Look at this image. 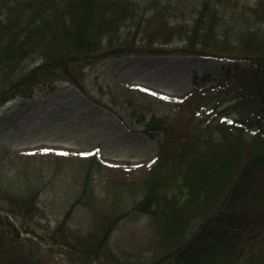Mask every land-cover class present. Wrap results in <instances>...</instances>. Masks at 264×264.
<instances>
[{"label": "trees", "instance_id": "1", "mask_svg": "<svg viewBox=\"0 0 264 264\" xmlns=\"http://www.w3.org/2000/svg\"><path fill=\"white\" fill-rule=\"evenodd\" d=\"M229 4L235 2L202 0L187 20L188 10L173 0H0V103L61 80L79 84L84 66L105 55L230 60L218 78L195 74L193 87L202 82L214 93L203 104L186 102L143 119L155 142L153 163L143 198L127 212L154 228L140 252L115 239L125 212L97 205L84 227L69 223V211L47 227L42 237L50 248L23 237L19 228L35 230L29 225L40 213L37 197L0 184V264H47L42 251L54 250L74 264H264V1L232 19L224 9ZM223 37L236 46L217 42ZM175 42L183 44L170 46ZM89 189L85 182L71 210L93 205ZM201 216L207 219L173 251Z\"/></svg>", "mask_w": 264, "mask_h": 264}, {"label": "rangeland", "instance_id": "2", "mask_svg": "<svg viewBox=\"0 0 264 264\" xmlns=\"http://www.w3.org/2000/svg\"><path fill=\"white\" fill-rule=\"evenodd\" d=\"M201 1L173 0V5L188 10L185 17L191 20L194 14L189 11ZM236 1L231 0L234 6L224 5L228 19L257 0ZM217 42L236 46L233 38ZM177 43L183 44L170 46ZM142 60L149 63L140 65ZM218 66L216 59L175 53L98 57L83 68L79 88L60 81L55 84L57 89L39 91L44 85L29 99L16 95L0 104V184L15 188L20 195L30 190L35 193L40 213L30 220L29 227L41 236L47 227L54 228L88 179L99 208L126 210L115 239L131 253L140 252L154 228L147 218L127 214V210L142 198L141 184L152 164V142L142 131L146 110L173 113L191 100L197 102L195 106L203 104L214 93L205 92L202 82L191 88L193 73ZM85 153L89 155H82ZM70 217L73 225L82 227L91 220L89 208L83 206ZM202 221L204 218H199L181 239L190 238L192 229ZM28 233L25 235L34 239ZM47 253L42 251L47 264L73 263L67 253Z\"/></svg>", "mask_w": 264, "mask_h": 264}, {"label": "bare ground", "instance_id": "3", "mask_svg": "<svg viewBox=\"0 0 264 264\" xmlns=\"http://www.w3.org/2000/svg\"><path fill=\"white\" fill-rule=\"evenodd\" d=\"M149 62L147 61V60H142V61H140V65H146V64H148Z\"/></svg>", "mask_w": 264, "mask_h": 264}, {"label": "snow or ice", "instance_id": "4", "mask_svg": "<svg viewBox=\"0 0 264 264\" xmlns=\"http://www.w3.org/2000/svg\"><path fill=\"white\" fill-rule=\"evenodd\" d=\"M82 155H89V154L85 153V154H82Z\"/></svg>", "mask_w": 264, "mask_h": 264}]
</instances>
